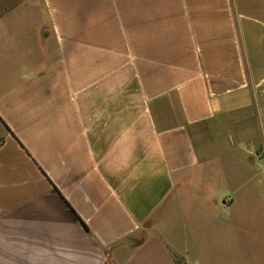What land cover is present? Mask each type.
Instances as JSON below:
<instances>
[{
	"label": "crops",
	"instance_id": "obj_1",
	"mask_svg": "<svg viewBox=\"0 0 264 264\" xmlns=\"http://www.w3.org/2000/svg\"><path fill=\"white\" fill-rule=\"evenodd\" d=\"M238 237L264 253V0H0V264Z\"/></svg>",
	"mask_w": 264,
	"mask_h": 264
},
{
	"label": "rangeland",
	"instance_id": "obj_2",
	"mask_svg": "<svg viewBox=\"0 0 264 264\" xmlns=\"http://www.w3.org/2000/svg\"><path fill=\"white\" fill-rule=\"evenodd\" d=\"M257 227V223H250L252 234L256 230L255 227ZM240 238V239H239ZM250 243L248 244L246 239H243V237H238L236 240V245H240L244 248L243 254H241L240 261L244 260V262L248 261L249 264H257L258 262L264 261V253L261 249H259V246L255 243H253V239H249ZM248 246V247H247Z\"/></svg>",
	"mask_w": 264,
	"mask_h": 264
}]
</instances>
